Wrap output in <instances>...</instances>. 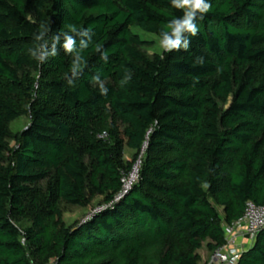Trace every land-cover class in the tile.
Segmentation results:
<instances>
[{
	"label": "trees",
	"instance_id": "trees-1",
	"mask_svg": "<svg viewBox=\"0 0 264 264\" xmlns=\"http://www.w3.org/2000/svg\"><path fill=\"white\" fill-rule=\"evenodd\" d=\"M208 2L188 50L149 55L134 28L160 38L183 15L170 0H0V264H202L264 205V0ZM41 24L49 53L90 30L71 85L62 35L45 62L29 54ZM73 206L105 208L69 223ZM237 264H264V228Z\"/></svg>",
	"mask_w": 264,
	"mask_h": 264
},
{
	"label": "clouds",
	"instance_id": "clouds-1",
	"mask_svg": "<svg viewBox=\"0 0 264 264\" xmlns=\"http://www.w3.org/2000/svg\"><path fill=\"white\" fill-rule=\"evenodd\" d=\"M172 7L178 10H182L183 15L170 20L167 25V30H162L159 34V46L164 53H170L172 51H179L181 49L188 50L190 47L189 37H194L199 32L197 25L198 19H203L204 14L211 10V4L208 0H170ZM71 33L75 36L86 37L87 40L81 39L79 49L76 46V39L74 35H70L68 32L53 36L52 39V51L48 52L49 41L46 39L47 33L50 31L49 27L45 24H41L38 30V34L34 35L36 42L33 48H30L29 54L37 62L43 63L49 56L57 55L56 45L63 36L62 47L67 53L73 54V60L70 66L71 77L65 73V78L68 84H72L73 80L77 77V74L82 71V65L85 63L81 52L88 47L91 41L90 30L82 29L78 30L74 26H69ZM96 51L101 52L100 45L96 46ZM163 58V57H162ZM101 59L107 61V55L101 52ZM199 62H203L202 58H199ZM131 79L130 74L126 75L121 80V86L126 84ZM92 82L99 85V91L101 95H107L108 88L104 82L100 79L99 75L92 78Z\"/></svg>",
	"mask_w": 264,
	"mask_h": 264
},
{
	"label": "built area",
	"instance_id": "built-area-1",
	"mask_svg": "<svg viewBox=\"0 0 264 264\" xmlns=\"http://www.w3.org/2000/svg\"><path fill=\"white\" fill-rule=\"evenodd\" d=\"M147 148V142L135 160L132 170L123 176V188L116 200L122 199L138 181L143 157ZM105 208V207H104ZM100 207L90 212L88 217L102 211ZM264 228V205H258L253 201L246 203L243 216L233 223L225 226L226 244L212 252L209 260L204 264H237L240 256L256 239L257 233Z\"/></svg>",
	"mask_w": 264,
	"mask_h": 264
},
{
	"label": "rangeland",
	"instance_id": "rangeland-1",
	"mask_svg": "<svg viewBox=\"0 0 264 264\" xmlns=\"http://www.w3.org/2000/svg\"><path fill=\"white\" fill-rule=\"evenodd\" d=\"M134 30L139 33L141 38L145 41L144 45V50L149 54V55H154L156 53H162V49L159 46V38L155 35L145 33L143 31H140L137 28H134ZM30 119L28 116H23L11 123V129L14 133H19L23 131L29 124ZM10 144L12 147L16 146V141L15 140H10ZM125 158L126 159H132L133 158V152L130 150H126L125 152ZM222 209V208H221ZM95 211V210H94ZM93 211V212H94ZM88 210H85L83 208L73 206L68 209H66L65 212V218L69 223H73L76 220H88ZM90 213V212H89ZM201 252L203 253L202 255L207 257V260L210 259L212 252L208 250L206 247V243L204 247L201 249ZM206 260V261H207ZM204 264V262L202 263Z\"/></svg>",
	"mask_w": 264,
	"mask_h": 264
},
{
	"label": "crops",
	"instance_id": "crops-1",
	"mask_svg": "<svg viewBox=\"0 0 264 264\" xmlns=\"http://www.w3.org/2000/svg\"><path fill=\"white\" fill-rule=\"evenodd\" d=\"M128 150H130V149H128ZM130 151H131V150H130ZM199 252H200V254H201V256H202V263H203V262H206L207 257H206V256L204 257V256L202 255L203 253L201 252V250H200Z\"/></svg>",
	"mask_w": 264,
	"mask_h": 264
}]
</instances>
